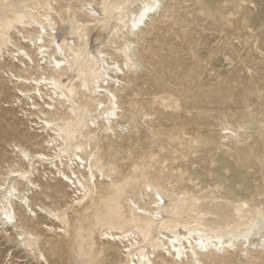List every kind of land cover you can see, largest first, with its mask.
<instances>
[{
  "label": "rangeland",
  "instance_id": "obj_1",
  "mask_svg": "<svg viewBox=\"0 0 264 264\" xmlns=\"http://www.w3.org/2000/svg\"><path fill=\"white\" fill-rule=\"evenodd\" d=\"M45 1L0 0V13L17 12L20 16L25 6L43 9ZM51 1L64 15L67 0ZM84 1L71 0L70 5L78 12ZM159 1L157 15L133 39V63L117 57L124 68L126 62L130 65L117 90L119 121L129 129L116 134L92 133L97 165L110 176L100 178L90 197L76 203L81 195L71 183L60 182L56 169L52 172L47 164L36 167L33 179L39 186L31 195V205L49 206L62 222L43 215L27 220L21 208H17V218L48 261L24 250L15 232L4 235L0 221V264H126L124 245L129 241H109L106 231H133L145 244L153 221L139 216L135 202L152 210L153 196L141 197L148 185L170 198L194 193L198 201L171 202L166 197L163 218L153 227L155 240L164 233L172 234L175 218L200 217V206L213 201L243 200L251 206L264 201V0ZM111 26L115 29L116 21ZM122 26L127 33L128 21ZM117 36L104 33L99 39L95 33L90 49L113 53L116 47L126 45L125 39ZM12 39L11 54L6 51V62L0 60L3 182L10 169L26 168L18 158L19 147L32 153L54 151L45 146L48 135L41 132L40 115L30 110L33 101L44 108L51 92L45 88L44 98L37 91L34 100L29 95L19 98V90L25 87L14 80V74L32 80L54 74L38 66L41 57L34 47H26L34 59L31 67L15 63L17 52L13 50L25 43L17 32ZM30 62L27 59V64ZM61 111L47 117L69 119ZM224 128L241 133L230 152L225 148ZM73 131L72 127L70 133ZM47 225H65L68 233L47 229ZM204 262L264 264V255L254 252L244 259L229 253ZM155 264L172 263L157 255Z\"/></svg>",
  "mask_w": 264,
  "mask_h": 264
},
{
  "label": "bare ground",
  "instance_id": "obj_2",
  "mask_svg": "<svg viewBox=\"0 0 264 264\" xmlns=\"http://www.w3.org/2000/svg\"><path fill=\"white\" fill-rule=\"evenodd\" d=\"M70 1L67 0L64 15L60 14L51 0L45 1L43 9L25 6L20 16L17 12L0 13V60L6 62L5 53L10 51L9 46L14 45L12 37L13 33L17 32L23 37L22 42L25 45L17 46V49L13 50L17 52V54L13 52L14 62L23 63L26 69L31 67L34 59L26 47L29 49L34 47L37 55L41 57L38 66L42 65V69H50L54 74L34 80L14 74L16 83L25 87L19 90V98L29 95L34 100L36 91L44 98L45 88L51 92L50 102L44 100L46 105L44 108L40 103L33 101L30 110H33L31 114L40 115L41 132L48 135L45 146L54 151L32 153L26 148L19 147L18 158L26 168L10 169L7 172L4 185L8 186L10 191L14 189L11 198L0 190V221L3 234L7 235L8 231L15 232L18 244L38 260L45 262L48 261L47 256L38 247L33 235L18 223L17 208L24 210L27 220L43 215L50 217L52 221L62 222L59 214L49 206L42 204L33 208L31 205V195L39 186L33 179L39 165L47 164L52 172L56 169L62 184L71 183L77 189L81 196L76 203L90 197L93 188H97L100 178L110 176V172L97 165L96 146H92L91 142L92 133L116 134L117 131L124 132L129 129L128 125L119 121L121 106L117 90L122 85L121 76H126L127 71H130V65L126 62L124 68L117 57L122 56L127 59L126 61L133 63L136 56L133 39L151 17L157 15L158 8L154 5L160 2L86 0L81 3L77 12L70 5ZM144 5H148L151 10L145 14L143 23H139ZM137 7L138 9L134 10ZM112 21H116L115 29L111 26ZM125 21H128L127 33L122 26ZM25 31L28 35H25ZM95 33H98L99 39L104 33L125 39V46H129L127 54L124 53L125 46L116 47L113 53L99 48L96 51L91 50L89 42ZM41 48L44 49L43 53L40 51ZM8 53L11 54V51ZM27 59L31 61L28 64ZM114 64L119 66V71ZM109 94L115 97L114 101ZM101 104L104 105L103 110L99 107ZM61 110L69 119L62 115L58 119L47 117L48 114H59ZM109 113L114 114L108 118ZM72 127L74 131L70 133ZM224 130V141L227 144L225 148L230 152L231 145H236L240 141L241 133L231 128ZM11 180L14 181L12 184ZM149 193L153 196L152 210L136 202L135 207L139 216L153 221V227L163 218L162 208L166 203V197L171 202L186 203L195 200L194 193L170 198L153 185H148V189L141 193V197L146 200ZM157 193L159 200L156 198ZM197 202L195 200L192 203ZM199 210L200 217L192 218L186 215L175 218L171 227L172 234L164 233L158 240L153 237L152 227L145 236V244L142 243L139 234L133 231L107 230L106 237L109 241L124 242L125 239L129 241L128 245H124L126 247L124 252L127 253L126 264H155L157 255L172 264H206L204 259L208 257L225 256L229 253H235L244 259H249L254 252H262L264 255L263 200L252 206L243 200L213 201L206 207L200 206ZM5 213L13 214L11 222H6ZM46 228L68 233L65 225L58 227L47 225Z\"/></svg>",
  "mask_w": 264,
  "mask_h": 264
},
{
  "label": "snow or ice",
  "instance_id": "obj_3",
  "mask_svg": "<svg viewBox=\"0 0 264 264\" xmlns=\"http://www.w3.org/2000/svg\"><path fill=\"white\" fill-rule=\"evenodd\" d=\"M154 7H156V8L160 7L159 3H156V4L154 5ZM150 10H151V9L149 8L148 5H144V10H143L142 12H140V19H139V21H138L139 23H143V18H144V16H145V14H146L147 12H149ZM135 26H136V25H135V23H134L133 27H135ZM128 47H129V46H125V48H124V53H125V55H126L127 52H128ZM40 51H41V53H43L44 49L41 48ZM57 66H58V65H57ZM113 66L117 69V71H119V66H117V65H115V64H114ZM109 96H110V98H111L113 101L115 100V97H114V96H111V94H109ZM99 107H100L101 110H103L104 105L101 104V105H99ZM113 107H115V105H113ZM113 114H114V113H109L108 118H110ZM25 156H26V158H27V154H25ZM15 175H18V174H15ZM25 178H26V177H25ZM0 190H2L3 192H6L8 198H11L12 195L14 194V189L10 191V190H9V187H8V186H5L3 181H0ZM156 198H157V200L160 199L158 193H157ZM25 203H27V201H25ZM29 211H30V210H29ZM5 220H6V222H11V221L13 220V214L5 213ZM178 251H179V250H177V252H178Z\"/></svg>",
  "mask_w": 264,
  "mask_h": 264
}]
</instances>
